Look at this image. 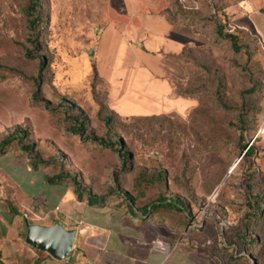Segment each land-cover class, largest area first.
Here are the masks:
<instances>
[{
	"label": "rangeland",
	"instance_id": "rangeland-1",
	"mask_svg": "<svg viewBox=\"0 0 264 264\" xmlns=\"http://www.w3.org/2000/svg\"><path fill=\"white\" fill-rule=\"evenodd\" d=\"M217 1L214 2L219 8L233 2ZM26 3L27 0H0V139L14 132L25 133V143L35 145L42 160L53 162L54 157H63L67 169L81 176L83 186L100 192L115 187L117 176L126 179L122 190L125 192L130 189L129 182L134 174L153 172L158 167L168 174L169 196L185 202L198 225L191 232L173 234L171 230L170 240L209 242V247L201 251H207L214 264H248L245 260L251 264H264L262 44L256 51L252 48L250 56H235L229 45L198 49L188 65L193 76L198 74L193 80L196 77L199 82H208L221 76L226 87L225 100L231 106L241 105L242 92L254 84L259 85L258 99L254 101L256 129L248 136L250 146L258 139L255 145L258 153L249 163L241 161L237 147L239 132L230 126L236 115L218 112L210 93L204 99V115H197L193 104L184 107L178 101L176 90L168 79L175 77L144 71L148 78L143 83L140 73L132 72L142 63L151 69L159 67L163 63L161 56L152 55L143 60L133 52L119 51L115 58L117 71L112 72L115 88L111 89L107 82L101 81L96 73L98 64L106 72L115 67L99 50L103 25L112 22L116 14L113 8H109L107 0H42L44 22L37 52L28 41ZM183 5L184 9H189L187 4ZM195 5L198 8L202 4ZM202 8L201 18L206 19L210 10L204 5ZM167 9L174 11L175 8L170 1L161 0L156 10L143 5L140 13L157 15ZM217 17L224 22L221 11ZM228 18L229 32L236 33L239 29L230 16ZM92 51L95 54L90 57L88 53ZM42 60H45V67L40 71ZM203 64L212 67L211 74L203 71ZM243 65L249 69L251 79L242 71ZM39 81L41 85L37 87ZM130 84H136L134 93L141 103L138 106L146 107L147 113L159 117L135 119L128 115L127 102L121 100L117 104L113 100V92L119 95L127 91L125 86ZM166 84L171 86L169 95L164 94ZM145 93L148 98L143 97ZM62 105H72L81 112L97 137L106 139L109 144L116 140L124 143V150L132 156L127 162V166H131L130 175L126 174L127 166L113 150L66 134L62 125L65 115ZM54 109L57 112H53ZM113 116L116 124L109 133L104 120ZM13 160H24L30 173L1 163L0 167H5L24 195L35 201L32 206L20 209L18 202L10 201L13 196L8 191L5 198L16 210L33 217L34 211L40 208L39 202L49 199L45 176L55 174L57 168L45 165L49 168L41 166V170L35 171L30 168L28 157L16 156ZM253 194L261 196L258 202L263 211L251 233L245 236L241 226L248 211L247 198ZM1 202L7 208L5 201ZM135 219L138 220V214ZM251 239L257 242L246 250L243 244L249 245ZM232 257L237 259L233 261Z\"/></svg>",
	"mask_w": 264,
	"mask_h": 264
},
{
	"label": "crops",
	"instance_id": "crops-1",
	"mask_svg": "<svg viewBox=\"0 0 264 264\" xmlns=\"http://www.w3.org/2000/svg\"><path fill=\"white\" fill-rule=\"evenodd\" d=\"M107 1L109 8H113L116 14L112 22L107 21L103 25L105 28L102 29L99 38L102 47L99 50L104 59L107 56L110 64L112 66L115 64V67L106 72L101 70L99 63L97 72L100 78L107 82L111 89L115 88L112 72L117 71L116 54L119 51H129L143 60H148L152 55L161 56L163 63L155 69L143 63L134 68L132 72L140 73L141 81L144 79L143 83L148 78L144 71L160 75L167 73L178 81L185 82L187 75L184 69L165 56L179 55L186 46L207 47L209 45L207 38L196 35L191 28L172 26L162 16L150 12L140 13L143 5L149 10H156L160 5L159 0ZM226 13L237 29L256 34L264 50V0H233ZM165 87L164 94L169 95L171 86L166 84ZM135 88L136 84H130L125 86L128 90L119 95L113 92V100L117 104L121 100L125 104L127 102L128 115L131 117L157 115L147 113L146 107L138 106L141 103L137 101ZM143 97L148 98V93ZM177 97L184 107L186 104L191 107L193 104L194 108L198 106L196 100ZM182 104L178 103L180 106ZM15 157L9 162L0 159V163L13 169L23 168L30 173L24 160L14 162ZM45 183L49 199L39 202L40 208L34 209L36 211L33 217L29 216L9 204L5 193L8 191V194L13 196L10 201L18 202L20 209L32 206L35 200L24 195L5 167H0V201L4 200L7 207L5 208L1 202L0 264H214L211 263L208 252L201 251L209 247V242L172 241L171 229L166 226L138 224L122 210L90 206L87 200H79L78 194L72 188L50 185L46 180ZM9 206L15 211L12 212ZM57 223L66 230L77 231L73 250L63 261H57L27 244L28 224L51 227ZM193 225L192 230L197 227L196 224ZM172 233L177 234L174 231ZM160 246L169 247L170 252H164Z\"/></svg>",
	"mask_w": 264,
	"mask_h": 264
},
{
	"label": "trees",
	"instance_id": "trees-1",
	"mask_svg": "<svg viewBox=\"0 0 264 264\" xmlns=\"http://www.w3.org/2000/svg\"><path fill=\"white\" fill-rule=\"evenodd\" d=\"M168 1L173 4L175 8L174 11L167 9L157 15L164 17L172 26L191 28L196 35L204 36L209 41L207 47L217 49L224 45H229L235 56H250L251 49L253 48L252 51H256V48L261 43L258 36L249 31L239 29L236 33L229 32V18L226 13V10L230 6L229 4H225L224 7L221 6L219 8L216 6L218 4L214 2H218L217 0H195L194 3L192 0H187L186 3H182L181 0ZM197 3L206 6L210 10L208 18H201V13L203 12L201 9L203 8L202 5L201 7L198 5V8H196L195 4ZM183 4H187L189 9H184L185 5ZM42 7V0H27L24 10L30 33L28 41L34 47L35 52L40 48L38 39L40 36V28L44 22L41 16ZM220 11L225 18L224 22L217 17V13ZM198 49L202 48L186 46L179 55L165 56L168 60L180 65L187 75V80L185 82L168 78L169 82L173 89L175 88L174 90H176L175 92L179 97L197 99L198 106L194 109V113L197 115H204V99L209 93L211 94L212 102L216 104L218 112L225 115H236L235 121L231 122L230 126L232 128H237L239 132L237 147L241 153V161L246 160L245 162L250 163L258 153V150L255 148L258 139H255L252 142V146H250L251 140L248 139V136L256 129L255 115L257 114V109L256 102L254 101L258 99L259 85L254 84L242 92L241 105H229L225 100L224 95L226 87L221 76H216L213 80H209L208 82H199L196 80V77L193 80V77L198 74L193 76L188 65L192 62L193 55ZM44 67L45 60H42L40 71L43 70ZM202 69L207 72V74H211L212 72V67L210 68L206 64L202 65ZM241 69L245 75L251 79V73L247 66L243 65ZM96 73L99 77L97 68ZM40 85V81L37 82V87ZM37 95H39V93H37ZM61 107H64L65 114L62 125L68 136L80 138L83 142H92L101 148L111 149L119 155L124 166L128 165L127 162L131 161L132 156L124 150V143L122 141L116 140L110 144L107 143L106 139L99 138L95 135L93 130L90 129L89 123L84 118L83 114L76 110L74 106L62 105ZM52 111L57 112V109ZM159 116L160 115L133 118L149 119ZM104 124L109 133H111L116 124V118L114 116L106 118ZM25 140L26 134L21 132H14L1 138L0 159L11 160L15 156L28 157L30 168L35 171L41 170L42 167H44L43 169L49 168L45 167V165H53L57 168V171L53 175L45 176V180L48 184L63 185L67 188H72L78 194L79 200H87L90 206L122 210L131 217V220L138 224L151 223L158 226H166L177 233L187 232L190 226L196 224L188 205L178 198L169 196V185L167 182L168 174L158 167H156L157 169L155 168L156 170L153 172H138L134 174L129 182L130 189L125 192L122 191L126 183L124 176H117L115 187L106 192H100L94 188L83 186L81 176L73 174L67 169L66 160L63 157H54L53 162H46L42 160L40 154L37 153L35 145L27 144ZM130 168V165L125 168L126 174H131ZM260 197L259 195L253 194L251 197L247 198L248 211L244 216V222L241 226L245 236L251 233L252 226L258 221V217L263 211V208H260L261 206L259 207L258 200ZM9 207L12 212L15 211L12 206ZM135 214H138V220L135 219ZM256 242L257 240L251 239L248 241L250 244H243V247L249 250ZM236 259V257H232L233 261ZM245 261L251 264L250 261Z\"/></svg>",
	"mask_w": 264,
	"mask_h": 264
},
{
	"label": "water",
	"instance_id": "water-1",
	"mask_svg": "<svg viewBox=\"0 0 264 264\" xmlns=\"http://www.w3.org/2000/svg\"><path fill=\"white\" fill-rule=\"evenodd\" d=\"M94 54V51L88 53L90 57ZM27 228V244L34 249L48 254L57 261H63L71 254L77 231L66 230L59 223L51 227L28 224Z\"/></svg>",
	"mask_w": 264,
	"mask_h": 264
},
{
	"label": "built area",
	"instance_id": "built-area-1",
	"mask_svg": "<svg viewBox=\"0 0 264 264\" xmlns=\"http://www.w3.org/2000/svg\"><path fill=\"white\" fill-rule=\"evenodd\" d=\"M181 1H184V0H181ZM193 227H194V225L191 226V227L189 228V231L192 230ZM158 246H159V245H158ZM160 247H161V249H162L164 252H166V253L170 252V248H169V247H166V246H160Z\"/></svg>",
	"mask_w": 264,
	"mask_h": 264
}]
</instances>
